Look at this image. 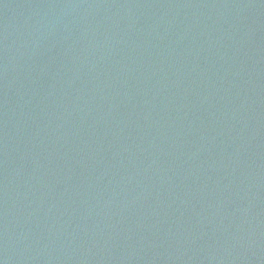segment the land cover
<instances>
[{"label":"water","instance_id":"1","mask_svg":"<svg viewBox=\"0 0 264 264\" xmlns=\"http://www.w3.org/2000/svg\"><path fill=\"white\" fill-rule=\"evenodd\" d=\"M0 264H264V0H0Z\"/></svg>","mask_w":264,"mask_h":264}]
</instances>
